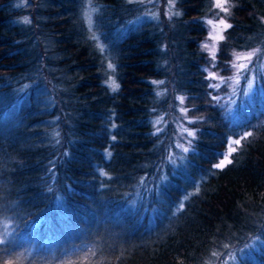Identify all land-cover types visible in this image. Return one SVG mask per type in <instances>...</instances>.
<instances>
[{
  "label": "trees",
  "instance_id": "obj_1",
  "mask_svg": "<svg viewBox=\"0 0 264 264\" xmlns=\"http://www.w3.org/2000/svg\"><path fill=\"white\" fill-rule=\"evenodd\" d=\"M12 1L0 0V91L31 80L38 59V81L56 100L60 128L48 137L27 124L0 130V222L12 228L0 264H207L215 250L264 233V111L231 121L212 99L218 90L205 68L228 73L234 51L264 46V0H229L232 27L214 63L201 46L205 17L218 11L212 0H175L180 15L126 29L147 5L92 0L98 40L81 13L85 0H49L39 13L30 9L28 23ZM37 27L55 31L60 55L40 57ZM110 75L116 91L105 83ZM177 95L185 97L196 136L183 164L161 174L171 137L152 118ZM246 130L253 136L233 163L213 169L229 136ZM197 185L199 193L177 211ZM261 258L248 264H264Z\"/></svg>",
  "mask_w": 264,
  "mask_h": 264
},
{
  "label": "rangeland",
  "instance_id": "obj_2",
  "mask_svg": "<svg viewBox=\"0 0 264 264\" xmlns=\"http://www.w3.org/2000/svg\"><path fill=\"white\" fill-rule=\"evenodd\" d=\"M36 1L37 0H13L11 8L20 10V12L23 11V16H20V19L23 18L25 20V18H27L31 22V8L36 9L37 11L39 7H50L49 0H38V3H36ZM212 2L214 4V0H212ZM143 3L147 5L146 11L140 13L135 18L130 19L127 24H125L123 29L134 27L143 20L159 21L163 18V13L170 17L174 15L171 13H175L177 11L179 12V10L176 8L175 0L174 7L171 8V10L169 8L168 0H152V2H149V0H143ZM225 6L230 8L229 0L228 4ZM93 8L98 9V6L95 5L92 0H85V4L81 10V13L87 21V24L88 18L85 14L89 13L91 15L93 21L92 30L94 26L95 12L92 11ZM37 13L39 12L37 11ZM227 13L218 9L214 15L205 17L208 30L207 35L204 37L201 43L202 48L203 45L207 43L209 45L215 44L216 49H218L220 40H211L210 37L212 35V25L208 24L207 21L212 20L214 23H216L220 18H223L228 24H230V21L226 16ZM42 15L43 14H38V18L42 17ZM221 34L224 36L225 30H223ZM55 39V31L50 28H44L43 30L38 28L35 30L33 41L34 44H37L38 54H40V57L43 55L42 52H45L48 54V56L50 55L54 58L55 56L60 55L59 53L61 51L56 49L55 45L53 44ZM256 48H260L261 52L258 53L257 56L253 57L252 64H250L249 67L255 69L257 74V82L254 88L248 92L247 95H245V91L247 90L248 73L241 75V79L238 84H234V82L231 80H229L227 83H221L218 79H210L211 85H220L219 88H214L218 90V93L214 96L219 97L221 103L227 108V113L231 121L235 123L249 119L256 114H259L261 111H264V46L258 44L246 50L234 51V53H247ZM234 53L230 63L231 70L228 73L214 69L210 65H205L208 75L210 72H213L219 77H233L236 74V70L231 66L232 61L234 60ZM211 63H214V60L211 59ZM237 63H246V61H238ZM34 66L35 67L29 76L31 80L24 82L18 81L9 89L0 91V130L9 132L15 130L20 125L27 124L32 128H39L44 137L57 136V134H59L60 128L57 103L48 85L43 81H38L42 75V70L40 64H38V59ZM109 78L115 80L112 75H110L108 79ZM233 87L236 89L235 94H233ZM180 96L182 95H177L176 102L173 101L169 104V110L164 111L161 114H157L152 118L155 130L161 131L163 133L165 131H169V135L171 137V145L169 146V152L164 156L161 174L166 173L167 165L171 166V168L175 171L183 164V161L186 159V153L177 147V145L183 144L190 149L194 138L189 137L187 133L183 131V129L187 128L190 131H195L196 133L195 127L191 125V123L194 121V118L191 116L185 103L183 102V104H181L180 100L178 99ZM181 108L187 109V113H182ZM239 137L240 135L229 136L227 146L223 151V154L227 152L229 142ZM189 140H191L190 145L188 143ZM169 155H172L173 159L176 160L175 164H172L168 160ZM180 157H183V159H180ZM220 159H222V156ZM165 177L166 176L163 178ZM147 195H149V193H147L146 196ZM185 195L187 194H183L180 197L181 202L185 201L183 200ZM63 207V202L59 201L57 206L59 213L63 212ZM5 228H7L8 236L12 231V228L10 222L7 220L0 222V232H4ZM214 252L217 253V255L214 256ZM214 252L209 257L207 264H248V260L262 263L263 259L261 258V255L264 253V233L261 232L251 235L239 244H231L227 247L217 249ZM50 256L51 258L57 257L56 255H52V253ZM233 256L235 259H230V257Z\"/></svg>",
  "mask_w": 264,
  "mask_h": 264
},
{
  "label": "snow or ice",
  "instance_id": "obj_3",
  "mask_svg": "<svg viewBox=\"0 0 264 264\" xmlns=\"http://www.w3.org/2000/svg\"><path fill=\"white\" fill-rule=\"evenodd\" d=\"M129 2L130 3L135 2V0H129ZM139 2L143 3V0H139ZM149 2H152V0H149ZM168 4H169V8L171 10V8L174 7V0H168ZM226 4H228V0H214V7L220 9L222 12H225V13H227L229 11V8L225 6ZM92 11H98V9L93 8ZM171 14L180 15V13L178 11L175 13H171ZM85 15L88 18V27H89V31L91 33L90 39L98 40V36L96 35L95 32L92 31L93 21H92L91 15L89 13H86ZM24 22L28 23L30 21L27 18H25ZM207 23L212 25V35L210 38L213 41L224 40L225 37L221 34L222 31L232 27V25L228 24L223 18H220L218 20V22H216V23H214L212 20H208ZM97 47L99 48L101 53L104 52V50H105L104 45L97 44ZM203 48L209 52L212 60H215L216 51H217L216 45L215 44L209 45V44L205 43L203 45ZM260 52H261V49L256 48V49H253L252 51H249L247 53H234V60L232 61L231 66L236 70V74L233 77L225 78V77H219V76H217L216 73L210 72L209 78L210 79H218V80H220L221 83H227L229 80H231L234 82V84H238L240 79H241V75L244 73H248L249 75L247 76V90L245 91V95H247L248 92H250L254 88V86L257 82L256 71L254 68H250L249 65L252 64L253 57L257 56V54ZM106 59H107V57H106ZM238 61H246V63H237ZM107 70H111V72H113V73L115 72V65L111 62V60H109L107 63ZM105 83L111 87L112 91H116L119 88V85L116 83V81L114 79L109 78L108 80L105 81ZM153 83H163V82L162 81H158V82L154 81ZM219 86H220L219 84L209 85V87H213V88H219ZM235 91H236V89H235V87H233V94H235ZM178 99L180 100L181 104H183L185 97L180 96V97H178ZM212 99L218 100L219 97L213 96ZM187 111H188L187 109L181 108L182 113L186 114ZM183 131L186 132L189 137L195 138V136H196L195 131H190L187 128H184ZM251 136H253V132L246 131V132L242 133L239 138L231 140L228 144L227 152L222 154V159H219V161L213 165V169L223 170L225 167L232 164L233 160L231 159V157H232L233 153L238 151L237 146H241L242 141L247 140V138L251 137ZM113 139H115V137H113ZM188 143L190 145L191 140H189ZM177 147L182 149V151L184 153H187L189 151V147H186L183 144H178ZM108 155L110 156L111 154L108 153ZM180 159H183V157H180ZM168 160L172 164L176 163V160L173 159L172 155L168 156ZM101 175L107 176L108 173L101 170ZM141 183H143V178L141 179ZM49 191H51V189H49ZM199 191H200V187H199V185H197L195 187V192L185 195L183 200H185V201L188 200L191 195L199 193ZM183 208H184V203L182 201L179 204L177 211H180ZM6 237H7V228H5L4 232H0V245H4L7 242ZM93 255H94V253H93ZM213 255L215 256V255H217V253L214 252ZM230 259H235V257L234 256L230 257ZM4 264H14V262L12 260H8V261H4Z\"/></svg>",
  "mask_w": 264,
  "mask_h": 264
}]
</instances>
